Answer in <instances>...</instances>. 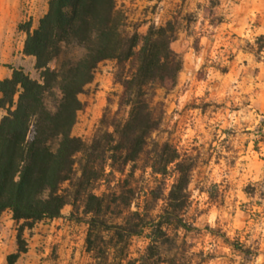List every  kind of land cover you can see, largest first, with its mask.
Returning <instances> with one entry per match:
<instances>
[{
	"label": "rangeland",
	"instance_id": "rangeland-1",
	"mask_svg": "<svg viewBox=\"0 0 264 264\" xmlns=\"http://www.w3.org/2000/svg\"><path fill=\"white\" fill-rule=\"evenodd\" d=\"M48 1L0 0V69L22 65L39 77L35 58L21 54L26 32L20 25L31 20L37 27ZM115 1L130 29L140 34L151 22L175 21L173 47L184 59L177 78L156 89L154 104L162 123L151 140L168 141L193 164L186 226L167 230L154 257L161 260L152 264H264V47L259 49L264 35L256 34L255 19L243 15L252 1L219 0L214 6L211 0ZM115 70V61H102L79 94L83 108L72 134L86 142L105 128L103 115L111 117L122 101L124 89L114 80ZM3 114L0 109V118ZM143 165V160L129 164L124 174L110 176V183H96L94 191L108 192L134 166L130 181L142 199L159 183ZM172 181L162 185L154 214L165 205ZM72 212L67 205L61 217L25 225L24 251L18 240L22 221L16 222L9 210L0 212V264H139L149 230L131 237L122 256L110 248L107 232L99 246L105 252L90 250L86 216L77 219ZM240 245L248 252L242 253ZM14 253L19 255L11 263Z\"/></svg>",
	"mask_w": 264,
	"mask_h": 264
},
{
	"label": "trees",
	"instance_id": "trees-1",
	"mask_svg": "<svg viewBox=\"0 0 264 264\" xmlns=\"http://www.w3.org/2000/svg\"><path fill=\"white\" fill-rule=\"evenodd\" d=\"M218 2L211 0V5ZM20 28L26 32L22 52L35 58L39 77L18 65L10 77L0 79V212L9 210L16 222L22 221L19 250H25V225L61 217L65 206L72 205L73 217L86 216L90 250H102L107 232L110 248L122 256L131 237L149 230L139 264L159 263L154 257L167 230L186 226L193 168L176 146L151 140L162 123L154 104L156 89L175 80L184 64L173 47L175 21L151 22L140 34L130 29L115 0H49L37 27L29 20ZM106 60L116 63L114 80L123 87V98L111 117L103 115L105 128L86 142L72 134L83 108L79 94ZM139 160L159 182L142 199L130 181L134 166L108 192L94 191L96 183H110L115 172L124 174ZM171 177L166 203L154 214L163 198L162 185ZM237 248L248 252L242 245ZM18 255H9V261Z\"/></svg>",
	"mask_w": 264,
	"mask_h": 264
},
{
	"label": "crops",
	"instance_id": "crops-1",
	"mask_svg": "<svg viewBox=\"0 0 264 264\" xmlns=\"http://www.w3.org/2000/svg\"><path fill=\"white\" fill-rule=\"evenodd\" d=\"M252 5L247 9H244V17H250L251 20H256L255 30L256 34L264 35V0H251ZM244 24V23H243ZM23 47L21 48V54H23ZM12 74V68L0 69V79L10 77ZM1 96V93H0ZM4 234V231H3Z\"/></svg>",
	"mask_w": 264,
	"mask_h": 264
}]
</instances>
